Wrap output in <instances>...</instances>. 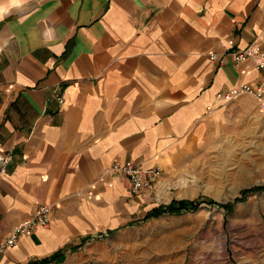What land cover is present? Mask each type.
I'll list each match as a JSON object with an SVG mask.
<instances>
[{
    "label": "crops",
    "instance_id": "crops-1",
    "mask_svg": "<svg viewBox=\"0 0 264 264\" xmlns=\"http://www.w3.org/2000/svg\"><path fill=\"white\" fill-rule=\"evenodd\" d=\"M10 4L0 19V155L11 157L0 241L41 204L53 213L0 264L75 257L169 204L159 202L162 176L213 135L264 131V99L217 98L261 81L228 40L264 52V0H0ZM116 159L160 166L162 176L132 194L111 171Z\"/></svg>",
    "mask_w": 264,
    "mask_h": 264
},
{
    "label": "rangeland",
    "instance_id": "rangeland-1",
    "mask_svg": "<svg viewBox=\"0 0 264 264\" xmlns=\"http://www.w3.org/2000/svg\"><path fill=\"white\" fill-rule=\"evenodd\" d=\"M161 179L159 202L200 207L143 220L59 264H264V131L228 127Z\"/></svg>",
    "mask_w": 264,
    "mask_h": 264
},
{
    "label": "built area",
    "instance_id": "built-area-1",
    "mask_svg": "<svg viewBox=\"0 0 264 264\" xmlns=\"http://www.w3.org/2000/svg\"><path fill=\"white\" fill-rule=\"evenodd\" d=\"M234 40H228V48L231 50L230 55L237 62L252 61L254 67L261 72V81L257 84H241L230 88L227 91L219 92L217 98L224 101H231L238 98L242 94H250L258 99H264V52L261 51L260 47L256 42L251 43L245 48L231 49L234 46ZM211 60H219L223 62L226 58V54L219 55L218 53L210 54ZM56 97L59 103H63L62 94L57 91ZM264 113V106L262 108ZM3 163L0 166V187L2 183V177L8 171V165L10 163L11 157L9 155H1ZM111 171L117 174H122L126 176L130 183V188L132 194H139L147 187L152 186L156 183L162 176V169L160 166H155L151 168H144L137 164L133 160H114ZM53 213V206L48 204H41L38 206L35 214L16 226L10 235L4 240L0 241V254L6 252L9 248L15 246L18 243L19 237L21 235H31L35 232L37 227L46 226L51 220Z\"/></svg>",
    "mask_w": 264,
    "mask_h": 264
},
{
    "label": "trees",
    "instance_id": "trees-1",
    "mask_svg": "<svg viewBox=\"0 0 264 264\" xmlns=\"http://www.w3.org/2000/svg\"><path fill=\"white\" fill-rule=\"evenodd\" d=\"M237 201H239V200H237ZM207 202L210 204L219 205L223 208H226L227 210H231L234 207L233 204L217 203L213 199H208ZM201 203H202V201L200 199H193V200L173 199L169 204H161L158 207L149 211L143 220H148L150 218H157V217H160V216L165 215V214L180 215L183 212L198 209L200 207ZM48 263H49V261L45 259V260H41V261L29 262L27 264H48Z\"/></svg>",
    "mask_w": 264,
    "mask_h": 264
},
{
    "label": "clouds",
    "instance_id": "clouds-1",
    "mask_svg": "<svg viewBox=\"0 0 264 264\" xmlns=\"http://www.w3.org/2000/svg\"><path fill=\"white\" fill-rule=\"evenodd\" d=\"M22 2V0H12L13 4H20ZM12 5H5L0 7V19H3V13L7 12L8 9L11 7Z\"/></svg>",
    "mask_w": 264,
    "mask_h": 264
},
{
    "label": "water",
    "instance_id": "water-1",
    "mask_svg": "<svg viewBox=\"0 0 264 264\" xmlns=\"http://www.w3.org/2000/svg\"><path fill=\"white\" fill-rule=\"evenodd\" d=\"M2 163H3V159H2V157L0 155V166L2 165Z\"/></svg>",
    "mask_w": 264,
    "mask_h": 264
}]
</instances>
